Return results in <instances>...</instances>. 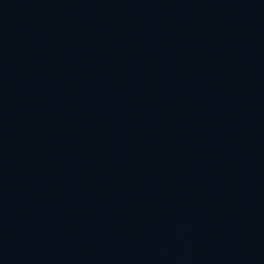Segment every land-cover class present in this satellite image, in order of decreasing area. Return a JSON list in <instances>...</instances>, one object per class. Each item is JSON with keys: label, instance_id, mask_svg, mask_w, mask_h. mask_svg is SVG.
I'll return each instance as SVG.
<instances>
[{"label": "water", "instance_id": "1", "mask_svg": "<svg viewBox=\"0 0 264 264\" xmlns=\"http://www.w3.org/2000/svg\"><path fill=\"white\" fill-rule=\"evenodd\" d=\"M0 264H264V0H0Z\"/></svg>", "mask_w": 264, "mask_h": 264}]
</instances>
